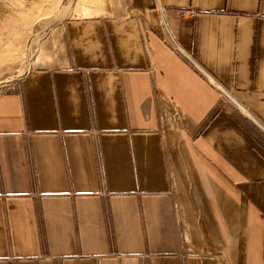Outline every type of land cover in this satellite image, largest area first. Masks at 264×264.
<instances>
[{
  "label": "crops",
  "instance_id": "crops-1",
  "mask_svg": "<svg viewBox=\"0 0 264 264\" xmlns=\"http://www.w3.org/2000/svg\"><path fill=\"white\" fill-rule=\"evenodd\" d=\"M71 5L0 91V264H264V0Z\"/></svg>",
  "mask_w": 264,
  "mask_h": 264
},
{
  "label": "rangeland",
  "instance_id": "rangeland-1",
  "mask_svg": "<svg viewBox=\"0 0 264 264\" xmlns=\"http://www.w3.org/2000/svg\"><path fill=\"white\" fill-rule=\"evenodd\" d=\"M71 1L0 0V53L7 48L15 51L13 69L0 76V91L9 89L13 81L40 65L39 55L58 20L79 14L71 8ZM79 1L84 3L74 0L75 4Z\"/></svg>",
  "mask_w": 264,
  "mask_h": 264
},
{
  "label": "bare ground",
  "instance_id": "bare-ground-1",
  "mask_svg": "<svg viewBox=\"0 0 264 264\" xmlns=\"http://www.w3.org/2000/svg\"><path fill=\"white\" fill-rule=\"evenodd\" d=\"M18 76H20V75H18ZM20 78V77H19ZM17 79V78H16ZM15 80V79H14ZM15 81H17V80H15ZM10 82V81H9Z\"/></svg>",
  "mask_w": 264,
  "mask_h": 264
}]
</instances>
